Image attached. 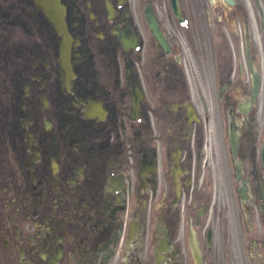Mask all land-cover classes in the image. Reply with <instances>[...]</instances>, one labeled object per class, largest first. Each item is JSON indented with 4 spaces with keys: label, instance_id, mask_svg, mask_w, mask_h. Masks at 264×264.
I'll return each mask as SVG.
<instances>
[{
    "label": "flooded vegetation",
    "instance_id": "1",
    "mask_svg": "<svg viewBox=\"0 0 264 264\" xmlns=\"http://www.w3.org/2000/svg\"><path fill=\"white\" fill-rule=\"evenodd\" d=\"M179 6L0 0V264H264V0Z\"/></svg>",
    "mask_w": 264,
    "mask_h": 264
}]
</instances>
